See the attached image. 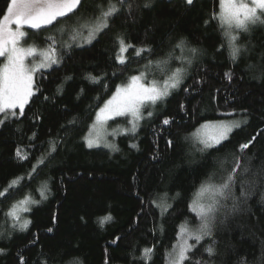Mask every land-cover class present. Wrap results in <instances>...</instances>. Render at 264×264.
Instances as JSON below:
<instances>
[{
  "label": "trees",
  "instance_id": "trees-1",
  "mask_svg": "<svg viewBox=\"0 0 264 264\" xmlns=\"http://www.w3.org/2000/svg\"><path fill=\"white\" fill-rule=\"evenodd\" d=\"M8 2L0 0V17ZM109 2L120 7L119 0H82L52 26L31 31L28 42L52 45L59 29L88 24ZM145 2L125 0L92 44L61 50L58 65L36 73L23 114L0 126V264H19L20 255L27 264H169L181 226H199L190 207L199 188L222 184L237 159L231 192L216 197L212 236L185 264H264V24L233 33L241 48L233 60L220 0L190 8L183 0ZM119 37L153 51L137 56L128 48L121 64ZM181 39L185 47L175 48ZM190 48L199 51L193 56ZM177 68L181 83L136 132L111 150L87 147L84 138L118 87L141 73L147 84L163 82ZM228 120L242 125L219 146L204 150L192 140L203 124ZM26 198L20 220L9 216ZM105 216L111 219L101 224ZM23 220L30 223L21 231Z\"/></svg>",
  "mask_w": 264,
  "mask_h": 264
},
{
  "label": "snow or ice",
  "instance_id": "snow-or-ice-1",
  "mask_svg": "<svg viewBox=\"0 0 264 264\" xmlns=\"http://www.w3.org/2000/svg\"><path fill=\"white\" fill-rule=\"evenodd\" d=\"M195 2L196 0H183L184 6L189 8L193 7ZM124 3L125 0H119L120 7H117L116 4L109 2L107 9L101 10V15L97 18L95 27H89L87 24L79 25L77 29H74L75 34L71 39L73 41L76 40L77 35L80 34L79 28L88 27V36L84 42L91 43L97 34L109 27V18L117 15ZM80 4L81 0H9L2 17H0V57L4 58L5 61L0 66V113L4 114V119H7L9 116H16V109H19L20 114H23L25 104L28 103L29 98L33 95L34 74L58 63V59L54 55L56 52L54 37L48 38L53 42L48 50L38 52L34 46L27 48L20 46L21 38L26 35L25 31L21 29L25 25L30 29H41L44 26L52 25L58 18L73 13ZM151 4L152 0H146L143 6L148 8ZM220 5L221 9L218 19L221 23L228 26L229 31L225 35L228 37L231 58L235 60L240 54L241 48L235 43L237 36L233 35L231 30L235 28L247 32L249 25L264 24V19H262L264 17V0H220ZM130 7L131 5H129ZM118 40L121 52H126L128 48H133L136 55L139 56L142 52L151 53L153 51L146 46L135 49L133 45L126 44L123 37H119ZM185 43V40L181 39L175 44V48L182 49L185 47ZM65 47H71V45L68 44ZM188 51L195 56L199 50L197 48H190ZM36 56L40 57L39 63L26 64V60L29 57ZM117 59L121 64L125 63V60L120 56ZM187 62L190 64L191 59H188ZM153 63L158 62L150 60L149 66ZM181 73L182 69L177 68L168 79L164 80V87L162 89L156 86L155 81L150 86H145L141 83L140 81L144 77L143 73L139 76H132L131 82L122 88L118 87L112 98L100 109L96 117L97 122L102 127L103 122L111 115L122 116L130 114L133 118L132 130L135 131L136 121L143 116L141 109L145 105V102L155 104L157 100L166 97L170 89L177 88L181 83ZM225 75L231 78L229 73ZM68 79H71V77ZM89 79L93 81L98 80L97 77L92 76ZM45 99L48 98L45 97ZM148 115L151 116V112ZM3 122L4 120H0V123ZM163 123L168 124L169 120L165 119ZM235 127H239L238 122L220 124L212 131L209 139L202 140L201 143L205 147H212L213 144L219 145L222 141L228 139L229 133ZM99 139V132H97L95 138L87 139L88 147L91 148L95 144H98ZM171 143L169 141L170 145ZM250 143L251 141L240 145V150L248 149ZM17 156H20L19 150H17ZM240 168L241 164L239 159H237L235 166L222 184L218 186L211 184L201 185L196 193V199L193 200L190 206L192 212L200 217L199 226L194 231L190 230L186 224L181 226L180 235L182 242L178 247H174L173 252L169 254L172 257L171 264H185V261H189V253H193L196 245H199L206 237L212 236V214L216 211L214 205L218 203L215 198L217 196L223 197L226 193L231 192V188L235 183V174ZM244 171H247V169L245 168ZM205 193H210L213 201L207 206L200 202ZM27 202V198L21 201L22 204ZM22 210L27 211L26 208ZM164 210L166 211L167 209L165 208ZM8 215L17 221L20 220L15 206L9 211ZM110 219V216H105L101 218L100 222L103 224ZM29 223L30 221L23 220V222L19 223V229L21 231L27 229ZM48 231L51 232L52 228H49ZM190 240L195 243H189ZM4 251V249L0 248V255L4 254ZM151 251V249H145L143 258L148 259ZM204 251L209 256L214 255L215 252L212 246H208ZM19 264H27L23 255L19 256ZM37 264H40V262L37 261ZM44 264H49V261L45 260Z\"/></svg>",
  "mask_w": 264,
  "mask_h": 264
},
{
  "label": "rangeland",
  "instance_id": "rangeland-1",
  "mask_svg": "<svg viewBox=\"0 0 264 264\" xmlns=\"http://www.w3.org/2000/svg\"><path fill=\"white\" fill-rule=\"evenodd\" d=\"M82 1V0H81ZM78 8V7H77ZM76 8V9H77ZM75 9V10H76ZM220 9H221V5H220ZM74 10V11H75ZM220 13V11H219ZM71 13H69L68 15H70ZM67 15V16H68ZM66 17V16H65ZM64 18V17H62ZM61 19V18H58V20ZM262 19H264V17H262ZM57 21H55L53 24H55ZM96 22H97V19H92L87 25L89 27H95L96 25ZM109 23V21H108ZM52 24V25H53ZM222 26L224 27V29L226 31H229L228 29V26L226 24H223L221 23ZM52 25H47V26H44L42 27L41 29L43 28H47V27H50ZM15 28V26H13ZM41 29H30L28 28L27 25H25L21 30L22 31H25L26 35L25 37L21 38V41H20V46L21 47H24V48H27V47H36L37 48V51H41V50H48L52 45H49V46H46V47H42V46H39L38 44L36 43H30L28 42V38H29V35L32 32H38L39 30ZM239 29H235L233 28L231 31H232V34L235 33L236 31H238ZM88 31H89V28L88 27H84L82 29L79 30L80 34L77 35V38L75 41H73L71 39V37L75 34L74 31L72 32H69L67 31L66 29H59L58 30V38L55 39V47H56V52L54 53L55 55V58L58 59V63L55 64V65H52L48 68H45V69H42L38 72H41V71H48L50 69H52L54 66L58 65L59 64V52L61 50H64V49H68L70 47H65V45H68L70 44L71 47L72 46H78V47H84V46H88L90 44H92L94 42V40L98 37L99 34L96 35L95 39L92 40L91 43H86L84 42L85 39L87 38L88 36ZM104 31V30H103ZM234 35V34H233ZM121 58H123L125 61H126V56H125V52H122L121 54ZM39 60H40V57L39 56H36V57H29L27 60H26V64H33V63H39ZM4 58L0 57V66H2V64L4 63ZM36 72V73H38ZM36 73L34 74V78H35V75ZM139 76V75H138ZM145 77L146 75H144V77L142 78V80L140 81L141 83H143L145 86H150L152 83L150 84H147L146 83V80H145ZM34 78H33V84H34ZM168 79V78H167ZM131 82V80H130ZM129 82V83H130ZM128 83V84H129ZM127 84V85H128ZM126 86V85H124ZM124 86H121L124 87ZM156 86L158 88H163L164 87V81L163 82H156ZM172 89L169 90V93ZM32 92H33V87H32ZM167 97V96H166ZM112 98V97H111ZM110 98V99H111ZM165 97L161 98L160 100H157V102L163 100ZM30 99V98H29ZM109 99V100H110ZM29 101V100H28ZM155 103V104H156ZM27 104V103H26ZM26 104H25V107H26ZM105 105V104H104ZM154 104L150 103V102H145V105L142 107L141 111L143 113V116L141 119H139L138 121H136V128H135V131L132 130V127H133V118L130 114H125V115H122V116H116V115H111L108 119H106L104 122H103V126L101 127L100 124L97 122L96 118H95V121L94 123L92 124L89 132L87 133L86 137L84 138V142L85 144L87 145V139L89 138H95L97 136V132H99V143L98 144H95L93 147H91L92 149H96V148H103V149H107V150H111L113 149L115 146H116V142L117 140L127 134L128 132H136L137 129H138V123L142 122L146 117H148V113L153 112V107ZM24 107V109H25ZM104 107V106H103ZM102 107V108H103ZM16 113L18 115H20V111L19 109H16L15 110ZM100 112V110L98 111V113ZM97 113V114H98ZM15 117V116H14ZM97 117V115H96ZM13 118V116H9L7 119H4V114L0 113V120H4V122H6L7 120ZM3 122V123H4ZM232 122H238L239 123V127H235L233 128V130L229 133V136H228V139L229 137L231 136V134L239 129L242 125V123L240 121H236V120H228V121H222V122H209V123H205L203 124L200 128H198L196 130L195 133L192 134L191 138L194 142L200 144L201 146H203V149L204 150H210L214 147H217L219 145H215L213 144L212 147H205V145L203 143H201L202 140H205V139H209L212 131L220 124H231ZM3 123H0V126L3 124ZM95 125V127H94ZM226 140L222 141L221 144L223 142H225ZM88 147V145H87ZM89 148V147H88ZM196 199V197H195ZM216 199V198H215ZM201 203H203L205 206L211 204L213 201H212V198H211V194L210 193H205L204 197L201 198L200 200ZM27 209L28 210V203H23L21 204L20 206L17 207V210H18V214L20 216V214L22 212H25L24 210L22 209ZM182 242V238H181V235L179 237V244ZM189 243H193V241H189ZM178 244V245H179ZM172 260V258H171ZM170 260V261H171ZM171 264V262L169 263Z\"/></svg>",
  "mask_w": 264,
  "mask_h": 264
}]
</instances>
